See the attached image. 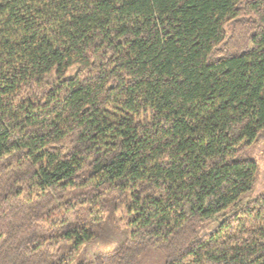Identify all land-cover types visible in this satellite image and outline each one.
Returning <instances> with one entry per match:
<instances>
[{"label":"trees","instance_id":"trees-1","mask_svg":"<svg viewBox=\"0 0 264 264\" xmlns=\"http://www.w3.org/2000/svg\"><path fill=\"white\" fill-rule=\"evenodd\" d=\"M264 0H0V264H264Z\"/></svg>","mask_w":264,"mask_h":264},{"label":"rangeland","instance_id":"rangeland-1","mask_svg":"<svg viewBox=\"0 0 264 264\" xmlns=\"http://www.w3.org/2000/svg\"><path fill=\"white\" fill-rule=\"evenodd\" d=\"M248 154L258 165V177L252 196L264 193V139L257 145L251 147ZM108 201V212L102 223L97 222L94 226L95 239L84 243L75 253L70 264H94V257L109 249L119 246L129 235L130 228L127 224L125 205L120 204L116 208L115 199ZM137 264H165L163 253L155 246H151L139 258Z\"/></svg>","mask_w":264,"mask_h":264}]
</instances>
